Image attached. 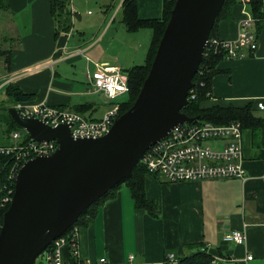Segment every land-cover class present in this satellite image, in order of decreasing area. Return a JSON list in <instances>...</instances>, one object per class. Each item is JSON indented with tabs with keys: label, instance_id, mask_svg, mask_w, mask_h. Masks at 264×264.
<instances>
[{
	"label": "crops",
	"instance_id": "obj_1",
	"mask_svg": "<svg viewBox=\"0 0 264 264\" xmlns=\"http://www.w3.org/2000/svg\"><path fill=\"white\" fill-rule=\"evenodd\" d=\"M162 1L136 0L138 17L159 18ZM120 5L121 1L116 11L105 12L104 19L93 21L102 26L101 30L96 28L87 34L85 26H79L83 19L78 13L76 20L73 15L68 33L55 35L48 0H7L5 26L14 45L5 49L9 51L10 63L8 66L4 63V72L0 74V91L13 83L23 92L34 94L29 102L70 109L83 102H93L95 106L97 93L87 92L84 78L86 57L90 64H116L122 72L145 58L152 35L148 28L127 34L121 19V30L116 31L113 24ZM23 12H27V18L18 17ZM231 16L219 21L217 37L231 41L236 37L238 22L244 16L241 6L236 5ZM254 31L257 38L254 54L224 58L217 64L221 71L213 76L210 97L203 106L215 103L238 106L250 100H264V21L259 29L254 26ZM124 32L130 37L126 38ZM76 49L83 51L79 53ZM4 96L12 106L13 101ZM5 119L3 111L0 146L12 143L14 131L20 133V141L24 140L26 131L18 124L9 131ZM263 154L264 148L254 142L250 129H243L245 179L171 182L159 174L145 173V195L158 203L159 217L136 208L126 185L118 187L113 199L100 204L93 214L86 216L87 224L77 227V259L97 263L99 258H105L104 264H124L128 255L134 254L138 264H165L168 254L178 259L191 251L186 250L189 245L202 243L214 256L223 255L219 256V264H264ZM231 229H244L242 244L223 240ZM248 255L252 258L248 259ZM62 256L68 262L73 260L68 246L62 248Z\"/></svg>",
	"mask_w": 264,
	"mask_h": 264
},
{
	"label": "water",
	"instance_id": "obj_2",
	"mask_svg": "<svg viewBox=\"0 0 264 264\" xmlns=\"http://www.w3.org/2000/svg\"><path fill=\"white\" fill-rule=\"evenodd\" d=\"M224 1L175 0L138 95L101 137L75 139L67 124L51 126L6 108L32 140H54L57 148L25 160L14 177L0 227V264H35L93 202L132 177L146 149L177 125L199 120L181 108Z\"/></svg>",
	"mask_w": 264,
	"mask_h": 264
},
{
	"label": "built area",
	"instance_id": "obj_3",
	"mask_svg": "<svg viewBox=\"0 0 264 264\" xmlns=\"http://www.w3.org/2000/svg\"><path fill=\"white\" fill-rule=\"evenodd\" d=\"M237 1L241 4V12L244 16L238 22L236 37L231 41L209 36L204 44V58L210 53L220 52H223L224 58L227 59L243 58L254 54L257 38L254 31L255 19L249 9V0ZM69 9L74 15L75 10L72 4ZM82 51L76 49V52L82 53ZM86 59L84 78L87 92L101 94L107 99V109L100 118L94 119L68 107L51 106L45 102L19 101L14 103L13 107L22 117L37 118L51 126L67 124L69 134L75 139L101 137L108 132L119 116L121 103L126 100L129 89L127 76L116 64L98 62L90 64L89 58L86 57ZM189 97L194 99L195 94L192 92ZM257 107L258 110L264 111V100H258ZM242 132V124L238 120L225 124L200 120L179 124L146 149L139 161L144 165L145 173L159 174L171 182L220 178L245 179L242 166ZM11 138V144L0 146V155L10 157L8 183L2 187L5 192L0 195L1 205L11 200L14 188L10 184L15 179L21 163L35 156L49 155L57 148L54 140L38 142L30 139L22 142L18 131H14ZM223 240L242 244L245 240V231L231 229L224 234ZM76 243L77 228L74 227L69 234H63L54 239L41 253L45 258V264H104L106 262L105 258H99L97 263H91L88 259L80 261L77 259ZM64 246L70 248L73 257L70 262L64 260L62 256ZM134 256L129 254L124 264H138ZM247 258L251 259L252 256L248 255ZM217 259L218 257H215L212 263L214 264ZM166 261L175 263L177 258L173 254H168Z\"/></svg>",
	"mask_w": 264,
	"mask_h": 264
},
{
	"label": "trees",
	"instance_id": "obj_4",
	"mask_svg": "<svg viewBox=\"0 0 264 264\" xmlns=\"http://www.w3.org/2000/svg\"><path fill=\"white\" fill-rule=\"evenodd\" d=\"M71 0H48L50 7V14L55 25V35L60 32L68 33L72 28V17L73 14L69 9V3ZM175 3V0H163L162 1V11L159 18H139L137 14V3L136 0H121L120 16L121 21L128 32H135L142 28H148L152 31L150 43L148 45L145 60L142 64H136L124 69L122 72L127 76L128 93L126 100L121 103L120 114L125 112L134 102L136 95L141 88V85L147 76L149 68L151 66V60L156 52L158 42L161 38L162 32L165 25L169 19L170 11ZM249 9L255 19L254 26L259 25L264 21V1L263 0H249ZM241 4L237 0H225L220 11L217 14L213 27L210 31V37H217V26L219 21L230 19L232 16L233 8ZM0 9L7 10V0H0ZM9 51L0 50V56H4V63L6 66L10 63V55L7 53ZM224 59L223 52L220 53H210L205 55L203 60L199 65V70L192 77V82L194 84L193 88L188 94L189 102L187 105L181 108V111L186 115L199 116L200 121H210L215 124H225L233 120H238L242 124L243 129H250L252 138L255 143H258L264 148V117L256 113L258 110L257 102L258 100H250L243 105H221V103H215L210 106H203L202 103L209 99L212 78L215 74L219 73L221 70L217 69V64ZM4 92L13 103L19 101H32L34 99V94L23 92L16 84L8 83L4 87ZM195 94L194 99H190L191 93ZM8 107L3 108L6 114V122L9 131L16 127V123L12 122L9 114L7 112ZM73 110L82 113L95 110L93 102H83L73 106ZM22 130V129H21ZM25 133V139L22 142L30 140V136ZM264 158V154H263ZM0 165L2 169L0 170V178L2 187L7 180V172L10 166V157L5 155H0ZM146 169L144 165L139 161L132 169V177L125 178L120 183L112 187L108 192H106L102 197L93 202L89 208H87L77 219V221L67 230L64 235L69 234V231L74 227H80L87 224L86 216L93 214L96 208L104 203L106 200L113 199L116 194L118 187L125 184L129 190L130 196L133 200L134 206L136 208L144 209L150 216L159 217L160 209L156 201L147 199L144 190V175ZM10 186L14 188V180L11 181ZM5 192L4 189L0 190V195ZM10 203V202H9ZM9 203L1 205L0 202V227L2 225L3 214L8 208ZM49 249V248H48ZM186 250H191L189 253L178 257L177 262L165 264H213L212 260L218 257L214 264H219V256H214L213 253L208 252L206 246L202 243L189 245Z\"/></svg>",
	"mask_w": 264,
	"mask_h": 264
},
{
	"label": "rangeland",
	"instance_id": "obj_5",
	"mask_svg": "<svg viewBox=\"0 0 264 264\" xmlns=\"http://www.w3.org/2000/svg\"><path fill=\"white\" fill-rule=\"evenodd\" d=\"M71 1H70L71 3H69L70 4L69 8L72 4L75 10V14H74L75 20L77 18L78 13L81 15V18L83 19L82 24H79L78 22L76 23L75 28L78 27V24L79 26L84 25L87 34L89 33L92 34L96 30V28H98V30H101L102 28V26L98 27L96 23L93 21H95L96 19L97 20L99 19V21H101V19H104L105 12H107L108 14H111L113 11H116L118 8L117 4L119 5V2L121 0L115 1L114 2L115 4L114 3L111 4L112 0H71ZM18 17L27 18L28 14L27 12H23ZM6 19H7L6 10L0 9V48H3V50L9 49L11 46L14 45L12 39H10V35H11L10 31H8V29L5 26ZM120 19H121V16H120V13H118V15L115 18L114 24H113L114 29L118 32H120L121 30L119 26L121 23ZM72 21L74 22L73 17H72ZM125 32L128 34V31L125 30ZM126 33H125V37L129 38L130 35H126ZM3 60H4V56L2 57L0 56V74H3L4 72L5 66H4ZM144 60L145 58L139 64L144 63ZM3 94L4 92L0 91V113L3 112L1 108L11 106L10 104H7L5 100V96ZM94 97L97 98L96 104H95L96 109L92 112L88 111L85 114L87 116H90L91 118L96 119V118H100L104 114L105 110L107 109V104H106L107 99H105L104 96L101 94H98V95L96 94ZM256 113L264 117V111H256ZM121 186L125 187V184H122ZM35 261H36L35 264H45V258L41 254L37 256Z\"/></svg>",
	"mask_w": 264,
	"mask_h": 264
}]
</instances>
